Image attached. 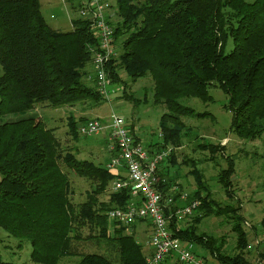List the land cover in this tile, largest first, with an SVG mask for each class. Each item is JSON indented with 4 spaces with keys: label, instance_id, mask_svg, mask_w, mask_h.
<instances>
[{
    "label": "trees",
    "instance_id": "1",
    "mask_svg": "<svg viewBox=\"0 0 264 264\" xmlns=\"http://www.w3.org/2000/svg\"><path fill=\"white\" fill-rule=\"evenodd\" d=\"M68 1L76 9L74 0ZM113 1L117 20L110 24L119 55L109 63L108 75L114 85H123L124 98L126 84L120 70L132 82L150 78L153 105L167 110L160 120L163 144L153 145L154 153L170 145L179 147L184 127L179 116H193V110L181 101L195 98L210 102L213 87L228 96L231 129L238 138L254 140L262 135L264 0ZM71 26L68 32L52 29L39 0H0V119L22 116L0 122V229L19 240V249L29 244L30 260L36 264H60L64 258L77 256V264H145L142 246L126 227L110 225L107 218L109 211L125 207L129 194L112 192L107 201H101L99 196L115 177L105 166L64 153L54 131L46 128L41 118L26 116L40 104L72 108L104 102L92 71H87L91 66L89 47L96 46L89 23L76 18ZM195 116L204 119L212 115ZM82 120H69V134L75 140ZM204 149L216 154L222 147L208 144ZM231 162L218 175L227 193L232 190ZM61 164L94 184L78 209L71 202V183ZM166 180L161 190L167 191L174 183ZM204 187L198 182L197 191L189 197L200 202L194 223L180 225L175 235L213 256L218 264H249L247 235L238 209L218 208ZM231 213V220L236 221L232 227L237 235L236 250L242 252L236 256L225 255L223 243L217 245L213 237L196 230L200 219ZM86 226L97 232L88 240L106 244L101 254L75 252ZM110 228L113 234L108 232Z\"/></svg>",
    "mask_w": 264,
    "mask_h": 264
},
{
    "label": "rangeland",
    "instance_id": "2",
    "mask_svg": "<svg viewBox=\"0 0 264 264\" xmlns=\"http://www.w3.org/2000/svg\"><path fill=\"white\" fill-rule=\"evenodd\" d=\"M245 1L252 3L254 0ZM39 2L42 15L52 29L60 32L71 31L72 20L79 18L75 0L73 6L76 9H73L68 0H39ZM106 2L109 5L108 15L112 16L110 20L115 23L117 19L113 16L114 1L106 0ZM230 46L229 44V48ZM91 68L88 66L87 71L91 72ZM119 75L126 84V99L123 97V85L119 84L112 87L114 93L109 95L107 101L87 102L89 106L84 104L72 108H52L40 104L26 116L41 118L46 128L54 131L64 153L71 152L77 160H87L96 165H104L106 152L101 151L100 145H106L104 144L105 136L108 137V133L106 132L105 136L102 134L89 137L79 136L75 140L69 134L70 118L76 121L83 119V122L94 118L108 125L114 115L124 119L127 128L133 130L144 147L162 145L160 120L167 110L163 106L153 105L150 78L132 82L126 77L124 71L120 70ZM209 95L212 101L207 103L195 98L181 101L182 105L193 110V116L192 118L179 116L184 126L180 145L177 148L171 145L167 147L171 154L160 164L159 171L164 172L166 178L177 182L180 190L189 197L197 191L199 182L211 193V200L218 208L225 209L226 206H230L238 209L237 213L243 218L241 225L247 235V246L253 245V250L245 256L249 264H264V226L262 224L264 219V132L254 140L238 138L231 129L232 116L227 107L228 96L217 87L211 88ZM82 112L85 113L80 115ZM205 112L212 116L204 119L195 116ZM21 117L20 115H7L0 119V122H13ZM167 125L168 127L172 126L170 122ZM208 144L215 147L221 146L222 149L218 150L216 154H211L209 149H204ZM228 162L233 164L234 173L231 177L232 190L227 193L218 182V175L221 170L228 168ZM61 168L71 183V202L78 209V206L86 201V195L93 190L94 184L78 177L63 164H61ZM112 192V183L110 182L105 193L100 195L99 199L107 201ZM198 211L199 209L181 225L182 228L186 223L188 225L194 223L193 218L197 216ZM233 215L234 213L229 214L228 217L210 215L200 219L196 224L198 233L213 237L217 241V245L223 243L222 253L228 256L242 254L241 251L236 250L237 235L232 231L236 221L231 220ZM91 234L96 235L97 232L90 231L87 226L81 230L80 243L75 244V252L97 254L100 252L99 254H101L103 250H106L107 246L103 241L100 242L102 245H98L93 240L87 239ZM143 236L148 237L149 233H143L140 237ZM194 251L208 256L210 264H218L213 256H209L200 248L196 247ZM30 253L29 244L24 243L19 249V240L10 237L0 229V262L36 264L30 260ZM79 260L80 257L77 256L75 261L68 259L60 264H75ZM163 264L176 263L169 260Z\"/></svg>",
    "mask_w": 264,
    "mask_h": 264
},
{
    "label": "built area",
    "instance_id": "3",
    "mask_svg": "<svg viewBox=\"0 0 264 264\" xmlns=\"http://www.w3.org/2000/svg\"><path fill=\"white\" fill-rule=\"evenodd\" d=\"M75 1L79 18L89 23L96 41L94 48L89 47L92 78L97 93L107 101L114 93L107 68L119 55L114 43V27L108 15L109 5L106 0ZM77 132L86 137L108 133L105 140L109 160L105 168L115 177L112 191H126L130 196L125 207L108 212V222L127 229L136 223H146L151 227L150 252L145 255V264H163L169 260L176 264H210L208 256L194 251V244L175 235L180 225L196 213L200 202L189 200V196L175 183L167 191L160 189V185L168 181L159 176V166L170 156V150L150 153L127 128L124 119L114 115L108 125L99 119L80 123ZM247 250H253V245L247 246Z\"/></svg>",
    "mask_w": 264,
    "mask_h": 264
},
{
    "label": "crops",
    "instance_id": "4",
    "mask_svg": "<svg viewBox=\"0 0 264 264\" xmlns=\"http://www.w3.org/2000/svg\"><path fill=\"white\" fill-rule=\"evenodd\" d=\"M55 30V29H54ZM71 30H72V26H71ZM58 31V30H57ZM87 104V106H89V103H86ZM88 108V107H87ZM90 108V107H89ZM87 110V109H86ZM83 113H85V112H82L80 115H83ZM91 119H94V118H91ZM133 134H134V132H133V130H130ZM104 144H106L105 146L103 145H100V147H101V151L103 150L104 152H106V155H104V158H105V162H104V165L103 166H105V164L108 162V160H109V155H108V153H107V141H105V143ZM148 150H149V152L150 153H154V152H156V149L155 148H153L152 146L151 147H148ZM98 153H100L99 151H98ZM159 169H160V166H159ZM158 173L161 175V176H163V178H166L165 177V174H164V172H160V171H158ZM167 179V178H166ZM174 183H176L177 185H178V183L177 182H174ZM144 226V227H143ZM112 231H113V229L112 228H110V229H108V232H110V234H113L112 233ZM146 231V232H145ZM127 233L129 234V235H132L134 238H136V236H137V240H136V242L138 243V244H140L141 246H142V250H143V253H144V255H147L149 252H150V246H149V240H150V234H151V227L148 225V224H146V223H136V224H134L133 226H131L129 229H127ZM145 234V233H149V236L148 237H140L142 234ZM68 259H74V261H75V259H76V257H70V258H64V259H62L61 260V262H63L64 260H68ZM60 262V263H61ZM79 262V261H78ZM77 262V263H78ZM77 263H75V264H77Z\"/></svg>",
    "mask_w": 264,
    "mask_h": 264
}]
</instances>
